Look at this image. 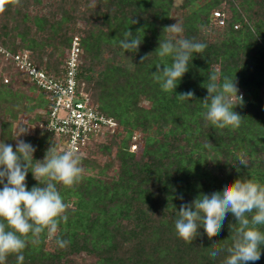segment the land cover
I'll use <instances>...</instances> for the list:
<instances>
[{"label":"trees","instance_id":"1","mask_svg":"<svg viewBox=\"0 0 264 264\" xmlns=\"http://www.w3.org/2000/svg\"><path fill=\"white\" fill-rule=\"evenodd\" d=\"M216 9L228 13L222 28L212 23ZM132 19L137 22L132 24ZM177 21L183 37L207 47L194 54L175 91L164 92L151 74L158 64L172 61L155 50L159 40L170 35L163 29ZM128 29L141 39L136 53H125L119 46ZM78 32L83 49L78 79L100 111L114 117L119 127L77 152L86 169L96 173H83L71 187L57 184L69 205L67 222H61L53 238L42 234L37 244L29 238L23 264H65L81 252L95 256L98 264H223L226 252L212 258L209 251L214 243L218 248L231 246L239 227L231 213L217 236L209 238L201 227L191 244L177 236L175 220L181 204L222 191L238 178L264 184V0H180L179 5L176 0L0 3V45L13 54L30 50L34 63L52 76L64 73ZM7 60L29 79L12 59ZM211 71L221 80L235 79L244 101L234 108L242 116L239 127L219 129L204 121L201 101L208 95L204 86ZM8 81L0 82V143L15 150L20 115L37 110L32 121L45 122L51 101L35 84L37 97L16 90ZM188 91L195 94L191 101L175 96ZM136 129L144 133L139 153L132 150ZM25 142L36 148L33 159L43 160L47 144L60 146L63 140L43 129ZM238 155L248 160L247 168L238 163ZM113 167L115 173L110 172ZM26 185L29 190L38 186L30 171ZM57 238L69 244L61 248ZM6 264H17L16 256L10 255ZM248 264H264V247L260 259Z\"/></svg>","mask_w":264,"mask_h":264},{"label":"clouds","instance_id":"2","mask_svg":"<svg viewBox=\"0 0 264 264\" xmlns=\"http://www.w3.org/2000/svg\"><path fill=\"white\" fill-rule=\"evenodd\" d=\"M136 22L132 19V24ZM183 31L178 21L166 26L163 32L170 35L159 40L155 50L159 57H170L172 61L171 64H158L156 72L151 74L164 92L175 91L188 72L194 54L202 53L207 47L194 38L183 37ZM141 43V39L128 29L119 46L125 53H136ZM150 54L142 56L140 64ZM204 87L208 95L201 101L206 110L201 115L206 124L219 129L239 127L242 116L234 108L242 106L244 101L242 94H238L235 79L224 77L221 80L217 72L211 71ZM194 95L188 91L175 96L179 101H191ZM29 129L18 126L15 150L11 144L0 143V185L3 186L0 188V264H6L10 255L16 256L17 264H23L22 253L29 238L31 243L37 244L42 234L46 233L49 238L56 236L61 222H67L69 207L57 184L71 187L82 179L84 173L81 158L74 149L59 152L53 144L46 150L43 160H34L36 148L20 139L28 134ZM237 160L240 165L248 167L249 162L243 155H238ZM29 171L38 182V186L30 190L26 185ZM179 199L183 200V196ZM228 213L234 216L239 227L232 235L231 246L218 248L214 243L210 247V257L216 258L226 252L223 264H248L259 260L264 247V184L251 178H238L225 185L222 191L200 194L191 203L181 204L175 220L176 234L191 244L202 227L209 238L215 237ZM56 244L64 248L69 241L57 238Z\"/></svg>","mask_w":264,"mask_h":264},{"label":"built area","instance_id":"3","mask_svg":"<svg viewBox=\"0 0 264 264\" xmlns=\"http://www.w3.org/2000/svg\"><path fill=\"white\" fill-rule=\"evenodd\" d=\"M211 17L217 27L222 28L226 24V14L223 10H214ZM235 27H239V24H235ZM0 52L5 59H12L15 66L28 75L32 84L46 92L51 103L42 127L63 140L62 150L74 149L76 152H84L93 139L104 136L108 131L114 132L119 127L114 117L100 111L85 83L78 79L83 53L81 36L74 35L66 55L65 71L57 77L37 66L28 49L13 54L0 45ZM138 142L137 139L132 142V150L138 147Z\"/></svg>","mask_w":264,"mask_h":264},{"label":"rangeland","instance_id":"4","mask_svg":"<svg viewBox=\"0 0 264 264\" xmlns=\"http://www.w3.org/2000/svg\"><path fill=\"white\" fill-rule=\"evenodd\" d=\"M180 0H176V5H179ZM225 5V2L223 3ZM225 14L227 16V12L225 11ZM213 23V21H212ZM214 24V23H213ZM215 25V24H214ZM220 28V27H219ZM75 35H80V33H75ZM9 80L7 83L10 84L13 88L16 90H19L20 92L30 95L33 97H37L39 94V91L33 86L31 81L26 78L25 75H23L21 72H19L16 68H14V65L12 63H9V61L3 57L0 56V82H5ZM264 93V89H263ZM147 103V102H146ZM3 111V110H2ZM44 111V110H41ZM37 110H32V111H27L23 112L20 115L19 121L15 124V133L17 131L18 126L23 125L26 126L29 129V132L27 135L21 136L20 139L26 140L28 137L36 135L37 131L43 130L42 127V120H34L32 121V118L35 117ZM61 114H65V112H61ZM1 124V122H0ZM1 128V126H0ZM134 135L136 137H132V142L136 141V139L139 141L138 142V147H136L134 150L139 153L141 147L144 145V133L140 129H136ZM53 144H47L46 148L48 149L51 147ZM92 144H89V146ZM57 150L59 152L62 151V147L55 145ZM44 151L43 149L41 152ZM86 154V153H85ZM44 158V155L42 156ZM99 159L101 161L107 160L105 156H99ZM84 169V173H96V171H89L86 169L85 165H81ZM117 171V167H113L112 170H110L111 173H115ZM65 264H98L97 258L93 255H89L85 252L77 253L72 255L71 259L67 261Z\"/></svg>","mask_w":264,"mask_h":264},{"label":"snow or ice","instance_id":"5","mask_svg":"<svg viewBox=\"0 0 264 264\" xmlns=\"http://www.w3.org/2000/svg\"><path fill=\"white\" fill-rule=\"evenodd\" d=\"M0 3H2V0H0Z\"/></svg>","mask_w":264,"mask_h":264}]
</instances>
